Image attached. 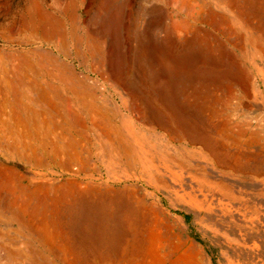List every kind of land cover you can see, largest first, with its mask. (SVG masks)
<instances>
[{
    "label": "rangeland",
    "instance_id": "obj_1",
    "mask_svg": "<svg viewBox=\"0 0 264 264\" xmlns=\"http://www.w3.org/2000/svg\"><path fill=\"white\" fill-rule=\"evenodd\" d=\"M9 53L28 54L55 75L61 73L58 76L87 101L90 96L86 93L92 92L110 108L114 125L127 120L140 137L154 135L152 141H160L161 148L169 150L165 153L183 158L189 150L194 157L185 161L190 164L187 167L168 163L172 174L160 169L164 179L155 176L150 181L136 171L124 175L118 169L119 180L113 179L107 167L109 156L102 153V136L99 141L102 131H94L83 109L76 106L85 125L74 127L72 138L79 142L83 156H89V167L80 175L73 172L74 165L70 170L57 166L65 159L61 154L51 167L32 169L0 152V166L27 179L37 173L35 181L43 178L52 185L89 177L139 197L146 220L145 264H264L259 249L264 248V234L255 240L258 249H254L253 243L235 234L233 226L234 221L242 224L244 215L253 216L260 226L256 221L264 222L263 199L258 200L255 214L244 208L239 214L234 212L237 202L225 197L220 185L235 190L251 185H244L241 173L229 172L223 155L216 160L199 138L207 134L214 143L227 144L226 151L236 153L238 161L245 158L242 144L254 139L252 135L264 138V0H0V60ZM163 96L173 97V106L168 100L160 102ZM162 103L172 111L183 109L189 114L191 146L186 141L169 143L166 132L149 123L155 119L156 109L149 111L148 120L147 105ZM56 119L63 125L53 132L66 137L65 122ZM151 128L155 131H148ZM139 140L146 153L150 151L148 156L156 157L146 140ZM81 208L89 216L96 212L87 203ZM213 229L231 232L230 237L237 241L234 244L241 245L240 257L231 254L229 243ZM0 230L6 233L0 241L13 251L28 252L23 229L0 220ZM244 245L253 248L250 255ZM6 261L1 254L0 264ZM16 263L24 264L21 257Z\"/></svg>",
    "mask_w": 264,
    "mask_h": 264
},
{
    "label": "bare ground",
    "instance_id": "obj_2",
    "mask_svg": "<svg viewBox=\"0 0 264 264\" xmlns=\"http://www.w3.org/2000/svg\"><path fill=\"white\" fill-rule=\"evenodd\" d=\"M38 63L30 60L28 54L15 56L9 53L0 60V152L2 155L19 159L32 169H44L61 154L63 155L61 157L65 159L61 162L57 161V166L70 170L74 165L73 172L80 175L89 167L87 164L89 156H83L79 149L81 147L79 142L72 138L74 127L78 124L85 125L84 117L80 116L74 108L77 106L83 109L86 118L92 124V129L102 131L99 141L102 136L101 147L104 151L102 153L109 156L106 163L113 173V179L117 169L124 175L132 171L137 172L152 181L155 176L163 177L164 172L160 169H163L166 174H172L169 164H177L181 167L190 165L185 161L188 162L187 160L194 157L191 151L187 150V155L183 158L165 153L169 150L161 148L160 141H152L154 135H150L149 138L144 135L140 137L139 132H134L127 120H123L121 126L114 125L115 122H112L114 115L111 114L105 102L100 103L92 92L86 93V90H83V95L85 92L87 96H90L89 101L85 100L84 96L71 84L64 82V77L58 76L61 73L55 75L45 65ZM64 92L73 94V97H66V99L63 96ZM164 100L169 101V106L175 103V99L171 96L160 98V102ZM153 110H155L154 113ZM147 111L148 120L151 117L149 111L155 116V119H150L149 123L165 131L169 143L186 141L191 146V124L193 123L189 114L183 109L175 112L162 103L156 106L148 104ZM56 117L65 122L66 137L61 134L56 135V131L53 132L58 125L62 124ZM148 131L155 130L151 128ZM84 133L82 136L85 137ZM139 138L146 140L145 143L156 157L148 156L150 151L146 153L143 147L145 144L141 143ZM199 138L210 153L215 155L216 160L218 155H223L222 159L226 166L235 162L237 164L238 157H235L236 153L226 151L227 144L220 145L217 141L214 143L213 138L207 134ZM224 142L221 141V143ZM128 143L132 145H127ZM239 153H242L241 150ZM256 153L257 151L255 155ZM158 161L160 163H157ZM36 175L38 174L35 173L34 176ZM34 176L27 179L23 174L0 166V220L4 224L17 225L23 229L22 235L28 243H24L28 247V252H23V250L13 251L8 244L0 241V253L7 259L6 264H17V257H21L24 264H145L147 249L143 225L146 220L139 197H133V193L124 188L116 189V186L97 183L98 181L89 177L85 180L68 179L69 181L65 184L52 185L48 183L49 181L45 182L43 178L35 181ZM118 177L116 176V179L119 180ZM24 181H26L25 184L22 183ZM83 203L96 209L93 216L80 212ZM5 236L6 233L0 230V238Z\"/></svg>",
    "mask_w": 264,
    "mask_h": 264
},
{
    "label": "crops",
    "instance_id": "obj_3",
    "mask_svg": "<svg viewBox=\"0 0 264 264\" xmlns=\"http://www.w3.org/2000/svg\"><path fill=\"white\" fill-rule=\"evenodd\" d=\"M252 136L254 137V139H249V144L248 142L242 144V147L244 148L245 151V152L243 151L242 155L245 154V158L241 156L240 160L237 161V164L236 162L230 163L231 165L228 164L229 166L227 165L226 167L231 173H235L236 175L241 173L242 176L244 177L243 179L244 185L245 184L251 185V187L250 188L242 187L238 190H235L231 186H227V185L224 186V184L220 185L221 189L225 190V193L223 195L227 197L230 201L235 200L237 202V207L235 208L234 212H237L238 214L240 210H242V208L246 210H250L253 214H255L257 213L258 200L262 198L264 203V152H263L264 138L262 137L259 138V136L256 135H252ZM256 151L257 153L255 155ZM246 154H248V157L246 156ZM230 166L231 168H233V170L230 168ZM257 184L259 185L258 188H256ZM261 206L264 205L262 204ZM232 221L234 220L232 219ZM234 222L235 223L233 226L235 227L236 230L235 234L241 236V238L244 239V242L250 241L251 243H253L254 249H258V245L256 243L257 241L255 240L259 238L261 233L264 234V230L263 231L259 230V228H264V222L260 221L259 223V221H256L260 225L257 226L255 225V218L253 216L247 218L245 215L243 216L242 224L240 223V221L239 222L234 221ZM212 231L217 236L219 235L220 239L224 240L225 243H229L230 252L232 255L240 257L239 249L241 248V245L234 244L237 243V241L230 237L231 232H229V230L225 233H222L220 230H216V229H213ZM261 243L264 242L262 241ZM244 248H247L249 250L248 254L250 255L253 248L246 245H244ZM259 249H260L261 259H264V248L262 249L261 246H259ZM247 263L249 264L250 261H247Z\"/></svg>",
    "mask_w": 264,
    "mask_h": 264
}]
</instances>
